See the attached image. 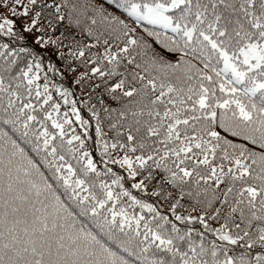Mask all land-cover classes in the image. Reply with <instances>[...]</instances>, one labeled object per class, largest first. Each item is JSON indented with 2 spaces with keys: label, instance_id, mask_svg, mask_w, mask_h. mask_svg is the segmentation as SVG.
Returning <instances> with one entry per match:
<instances>
[{
  "label": "snow or ice",
  "instance_id": "1",
  "mask_svg": "<svg viewBox=\"0 0 264 264\" xmlns=\"http://www.w3.org/2000/svg\"><path fill=\"white\" fill-rule=\"evenodd\" d=\"M0 264H264V0H0Z\"/></svg>",
  "mask_w": 264,
  "mask_h": 264
},
{
  "label": "trees",
  "instance_id": "2",
  "mask_svg": "<svg viewBox=\"0 0 264 264\" xmlns=\"http://www.w3.org/2000/svg\"><path fill=\"white\" fill-rule=\"evenodd\" d=\"M114 10V9H113ZM156 47H158V46H156Z\"/></svg>",
  "mask_w": 264,
  "mask_h": 264
}]
</instances>
